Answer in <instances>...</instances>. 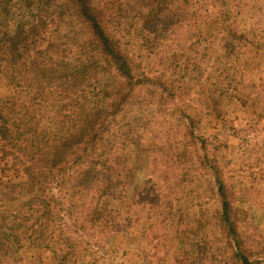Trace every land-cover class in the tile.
<instances>
[{
  "label": "trees",
  "instance_id": "obj_1",
  "mask_svg": "<svg viewBox=\"0 0 264 264\" xmlns=\"http://www.w3.org/2000/svg\"><path fill=\"white\" fill-rule=\"evenodd\" d=\"M174 1L0 0V50L9 33L20 45L14 59L0 51V67L22 75L0 104V174L9 163L21 173L8 187L14 207L0 209V264L24 250L52 251L61 261L91 252L102 232L97 219L133 235L135 249L146 242L136 264H184L178 256L194 243L192 264H264V234L235 207L237 195L249 198L264 173L259 183L254 173L249 183L234 181L225 144L198 133V112L187 99L193 91L201 109H210L227 98L263 116L264 70L244 68L227 47L236 41L264 50V26L245 19L262 13L260 0H237L244 17L241 9L225 11L223 21L232 13L245 26L227 45L213 43L206 54L183 47V56L164 58L155 51ZM49 116L58 120L53 135ZM141 151L151 155L156 179L106 206ZM175 207L183 218L171 235L167 214Z\"/></svg>",
  "mask_w": 264,
  "mask_h": 264
},
{
  "label": "rangeland",
  "instance_id": "obj_2",
  "mask_svg": "<svg viewBox=\"0 0 264 264\" xmlns=\"http://www.w3.org/2000/svg\"><path fill=\"white\" fill-rule=\"evenodd\" d=\"M256 4V3H255ZM261 7L262 13L247 16L248 22L261 23L264 26V0H260L256 6ZM228 9H241V17L245 15V8L237 7V0H175L163 13L160 30V45L156 49L164 58L183 56V47H190L200 53H209L221 42L227 45V39H232L238 31L245 26L234 21V14L229 13L228 21H223V15ZM256 10V9H255ZM231 24V26H228ZM255 24V25H256ZM258 25L261 31L263 28ZM222 33L226 34L223 35ZM9 42L2 45L0 51H7L6 58L14 59L20 50V45L12 33H9ZM255 40V38H250ZM1 41V40H0ZM213 43L215 46L213 47ZM232 41L227 45L234 52L239 53L240 65L250 71L264 70V50L258 49L254 44L239 45ZM213 47V48H212ZM136 54L140 49L135 48ZM184 58H187L185 56ZM141 59V58H140ZM170 59V58H169ZM150 59H144L143 65H149ZM178 62L179 67H185V63ZM5 64L7 59L4 60ZM240 66V67H241ZM242 68V67H241ZM162 69V66H159ZM175 69V68H174ZM170 74V72H168ZM182 74V73H181ZM22 81V75L15 68L0 67V104L10 99ZM186 81H190L189 78ZM235 94V92H231ZM196 93L190 91L187 99H192L199 117L198 133L204 137L218 139L225 144V150L229 153L230 170L235 171L234 181L242 179L245 183L253 180L250 176L254 173L256 182H260L264 173V113L261 110L251 112L241 105L240 101L223 99L217 106L210 109H201L196 101ZM185 99V98H184ZM264 103V100H260ZM45 127L50 135L57 131L58 120L55 116H49L45 121ZM251 156L249 160L245 158ZM257 158L261 160L255 170L249 171L245 164H256ZM151 155L146 151L136 152L133 161L129 164L120 178V186L115 199H110L106 206L117 207L123 200L127 190L138 193L147 187L156 178L152 176L150 166ZM6 163L0 154V164ZM19 166L9 163L5 174H0V209H12L13 203L9 198V186L20 180ZM241 168V171L239 169ZM163 177L162 174L157 175ZM264 174L262 182L256 186L246 198L242 193L237 195L235 203L236 212L248 224H252L260 233L264 234ZM259 188L261 191H258ZM124 190V191H123ZM123 191V193H121ZM169 234L178 235L181 228L183 211L180 207L169 210L168 214ZM102 232L96 235L98 245H94L93 251L83 250L75 256L61 261L52 251L24 250L7 261L6 264H86L93 257H100L101 264H136L140 261L138 255L147 247L146 242H141L138 247L132 242L133 235L122 230L110 228V225L97 219ZM196 243L187 245L178 260L184 264H192L198 257ZM131 250V251H130ZM145 263V262H144ZM146 264V263H145ZM148 264V263H147Z\"/></svg>",
  "mask_w": 264,
  "mask_h": 264
}]
</instances>
